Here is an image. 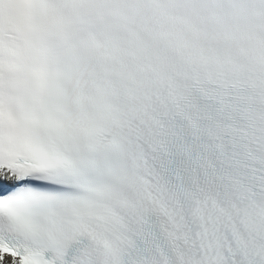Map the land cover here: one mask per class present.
Listing matches in <instances>:
<instances>
[{
    "label": "snow or ice",
    "instance_id": "6c2138e0",
    "mask_svg": "<svg viewBox=\"0 0 264 264\" xmlns=\"http://www.w3.org/2000/svg\"><path fill=\"white\" fill-rule=\"evenodd\" d=\"M0 264H264V0H0Z\"/></svg>",
    "mask_w": 264,
    "mask_h": 264
}]
</instances>
